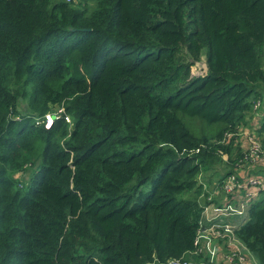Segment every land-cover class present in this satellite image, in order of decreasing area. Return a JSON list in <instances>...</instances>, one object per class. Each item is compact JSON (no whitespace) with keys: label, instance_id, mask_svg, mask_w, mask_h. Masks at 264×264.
I'll return each mask as SVG.
<instances>
[{"label":"trees","instance_id":"1","mask_svg":"<svg viewBox=\"0 0 264 264\" xmlns=\"http://www.w3.org/2000/svg\"><path fill=\"white\" fill-rule=\"evenodd\" d=\"M263 98L264 0H0V264L194 253L212 181L264 185L240 138ZM255 189L232 233L264 264Z\"/></svg>","mask_w":264,"mask_h":264},{"label":"crops","instance_id":"2","mask_svg":"<svg viewBox=\"0 0 264 264\" xmlns=\"http://www.w3.org/2000/svg\"><path fill=\"white\" fill-rule=\"evenodd\" d=\"M261 118L264 119V98L261 101V106L259 108L258 113L254 115L247 128L242 130L240 137L242 148L243 145L245 147V141L247 142L246 135L249 132H251L254 136L256 135V137H258V135L256 134L257 129L253 130L252 128L255 126V124H257V122ZM260 166L264 169V164H260ZM247 167L250 166H246L244 170H241V172L239 173V178L246 179L247 177H252V175L249 173L250 170ZM259 178L263 179V177ZM213 186L214 181H212L211 185L207 186L205 189V192L207 193V202L210 201L211 203L204 206L198 213V233L200 234V236L204 237L208 235L210 229L222 228L224 225L231 227L233 232L242 223L245 217L244 209L246 207V203H248L250 200H253L257 194V191L246 187L238 189L232 195H230V197H226L224 196V194H222V192H220L217 188H214ZM212 202H216L217 204H213ZM222 210L226 211L223 213L221 212ZM226 237L227 234L220 239L211 241V246L216 252L215 260L212 263L207 262L206 253L203 251V240L199 241V246L202 248V252L199 256L189 253L186 254L184 258L190 260L194 259L198 264H227L225 256L228 255L229 248L232 245H235L238 251L243 254L251 264H258L256 259L250 253H248L236 239L229 244Z\"/></svg>","mask_w":264,"mask_h":264},{"label":"built area","instance_id":"3","mask_svg":"<svg viewBox=\"0 0 264 264\" xmlns=\"http://www.w3.org/2000/svg\"><path fill=\"white\" fill-rule=\"evenodd\" d=\"M68 1V0H66ZM261 106L260 102H255L253 104V110L257 111L259 107ZM62 118L63 121L67 124H69V119L64 115L62 108H55L53 109L50 113L45 114L43 118L40 121H37L36 124H42L44 129L50 128L52 122L54 120ZM253 134L249 132L246 135V140H247V146L248 148L246 149V154L244 156V161H246L248 164H264V156L261 154V150L259 147V144L257 142V145L253 141ZM248 185L250 186L251 189L255 190V187H260L264 189V185L262 183V180L259 178H249L245 181V184H235L234 178L230 177L227 179L226 183L223 186V191L226 194L232 195L236 190L241 189V188H246L245 186ZM247 205V203H246ZM220 211V210H218ZM226 210H222L221 212H225ZM227 234V240L230 243H232L235 240V237L233 236L232 229L231 227L224 225L222 228H212L210 229V232L206 237L200 236L199 233H197V236L195 238L194 245L196 247V250L194 255L199 256L202 252V248L199 246V241L203 240V251L206 253V258L207 262L212 263L215 260L216 252L211 246V241L220 239L224 235ZM188 259H179V260H171L168 261L164 264H198V263H191L187 261ZM225 260L227 264H251L247 258L241 254L237 247L235 245H232L229 248V253L228 255L225 256ZM201 264V263H200Z\"/></svg>","mask_w":264,"mask_h":264},{"label":"rangeland","instance_id":"4","mask_svg":"<svg viewBox=\"0 0 264 264\" xmlns=\"http://www.w3.org/2000/svg\"><path fill=\"white\" fill-rule=\"evenodd\" d=\"M191 70V69H190ZM202 71H203V60L201 59V61H200V63H198L194 68H192V73L193 74H201L202 73ZM262 120H264L263 118H261L258 122H257V124H255V126L252 128L253 130H258L259 128H262L263 126H260L261 124H263L264 125V121H262ZM255 123V122H254ZM253 123V124H254ZM253 141L255 142V144L257 145V142H258V144H259V147H260V150H261V154H262V156H264V148H263V144L261 143V141L262 140H260V139H264V131H262L261 132V134L260 135H258V137H256V135L255 136H253ZM243 144V143H242ZM263 145V146H262ZM246 147V148H245ZM245 147H244V145H243V148H245V150L248 148V146H247V142L245 141ZM257 147H258V145H257ZM264 172V171H263ZM20 176V175H19ZM187 261H189V262H191V263H195L196 261L193 259V260H190V259H188Z\"/></svg>","mask_w":264,"mask_h":264}]
</instances>
